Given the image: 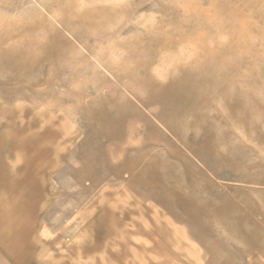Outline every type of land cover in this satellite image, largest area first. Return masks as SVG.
Here are the masks:
<instances>
[{"label": "rangeland", "instance_id": "374dc122", "mask_svg": "<svg viewBox=\"0 0 264 264\" xmlns=\"http://www.w3.org/2000/svg\"><path fill=\"white\" fill-rule=\"evenodd\" d=\"M11 146L57 264H264V0H0Z\"/></svg>", "mask_w": 264, "mask_h": 264}, {"label": "crops", "instance_id": "0c3cea01", "mask_svg": "<svg viewBox=\"0 0 264 264\" xmlns=\"http://www.w3.org/2000/svg\"><path fill=\"white\" fill-rule=\"evenodd\" d=\"M14 153L12 146L0 148V264H57L63 251L74 261L69 246L63 250L61 234L52 236L60 215L44 211L52 203L59 166L22 165Z\"/></svg>", "mask_w": 264, "mask_h": 264}]
</instances>
